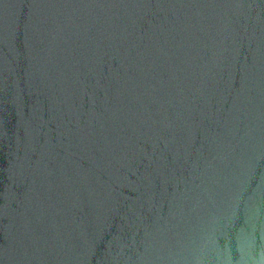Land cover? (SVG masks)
Listing matches in <instances>:
<instances>
[{
  "label": "water",
  "instance_id": "1",
  "mask_svg": "<svg viewBox=\"0 0 264 264\" xmlns=\"http://www.w3.org/2000/svg\"><path fill=\"white\" fill-rule=\"evenodd\" d=\"M0 264H264V0H0Z\"/></svg>",
  "mask_w": 264,
  "mask_h": 264
}]
</instances>
